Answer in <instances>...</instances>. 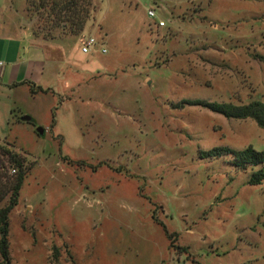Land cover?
I'll list each match as a JSON object with an SVG mask.
<instances>
[{"label":"rangeland","instance_id":"obj_1","mask_svg":"<svg viewBox=\"0 0 264 264\" xmlns=\"http://www.w3.org/2000/svg\"><path fill=\"white\" fill-rule=\"evenodd\" d=\"M92 1L79 34L45 39L58 94L0 87V145L29 166L8 214L12 263L264 264V180L198 155L263 149L264 129L176 105L264 101V0ZM23 3L0 0V23L30 31ZM88 36L104 52H81Z\"/></svg>","mask_w":264,"mask_h":264},{"label":"trees","instance_id":"obj_2","mask_svg":"<svg viewBox=\"0 0 264 264\" xmlns=\"http://www.w3.org/2000/svg\"><path fill=\"white\" fill-rule=\"evenodd\" d=\"M24 12L28 20L33 22L31 33L34 36L42 35L43 39H53L56 33L79 34L86 21L95 9L92 0H24ZM29 90L34 93L44 91L40 86L26 81ZM183 103H199L212 111L225 117L235 119L249 118L255 124L264 129V101L260 99L249 100L244 103L232 102H208L203 100H182ZM53 113H51V119ZM53 120V119H52ZM0 154L14 169L12 177H6L0 167V264H13L9 254L8 240V214L17 204L19 189L22 185L29 166L24 156L13 149V145L4 143L0 145ZM200 158H217L229 155L231 164L237 170L251 169L247 183L257 185L264 180V148L256 149L248 144L241 148L228 146H213L206 150H198ZM6 197V201L1 203ZM181 249H185L182 247Z\"/></svg>","mask_w":264,"mask_h":264},{"label":"crops","instance_id":"obj_3","mask_svg":"<svg viewBox=\"0 0 264 264\" xmlns=\"http://www.w3.org/2000/svg\"><path fill=\"white\" fill-rule=\"evenodd\" d=\"M24 7L25 1L20 10L21 18ZM30 31L29 26L21 25L19 18L12 19L6 24L0 23V60L2 61L0 87L7 89L25 87L28 89L26 81H30L44 90L39 94H55L57 87L55 84L47 82L49 77L45 73L46 61L50 60L55 63V58L47 57L45 47L46 45L51 46L54 42L36 38ZM60 39L58 40L60 41ZM96 50L100 51L98 48ZM54 80L58 81L57 76ZM61 88L67 94L71 85L68 83ZM66 94L65 98L68 97Z\"/></svg>","mask_w":264,"mask_h":264},{"label":"built area","instance_id":"obj_4","mask_svg":"<svg viewBox=\"0 0 264 264\" xmlns=\"http://www.w3.org/2000/svg\"><path fill=\"white\" fill-rule=\"evenodd\" d=\"M147 15L150 16V17L154 16L153 8H149L147 10ZM156 25L157 26H163L164 25V21L163 20H158ZM97 48H98V46L96 45V41H95L94 37H92V36L85 37L82 40L81 44H80V50L83 53H87L89 51L96 50ZM100 51L104 52V49L100 48ZM1 65H2V61L0 60V67H1ZM11 171H14V169L11 168Z\"/></svg>","mask_w":264,"mask_h":264},{"label":"water","instance_id":"obj_5","mask_svg":"<svg viewBox=\"0 0 264 264\" xmlns=\"http://www.w3.org/2000/svg\"><path fill=\"white\" fill-rule=\"evenodd\" d=\"M21 118H22V119H28L29 117H27V116H22ZM36 131L39 132V133H41V132H42V129H41V128H37Z\"/></svg>","mask_w":264,"mask_h":264}]
</instances>
